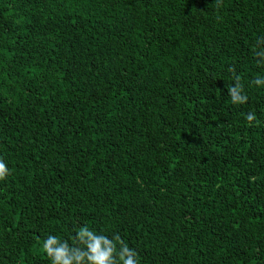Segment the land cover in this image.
<instances>
[{
    "label": "trees",
    "instance_id": "trees-1",
    "mask_svg": "<svg viewBox=\"0 0 264 264\" xmlns=\"http://www.w3.org/2000/svg\"><path fill=\"white\" fill-rule=\"evenodd\" d=\"M262 41L264 0H0V264L85 226L139 264H264Z\"/></svg>",
    "mask_w": 264,
    "mask_h": 264
},
{
    "label": "clouds",
    "instance_id": "clouds-1",
    "mask_svg": "<svg viewBox=\"0 0 264 264\" xmlns=\"http://www.w3.org/2000/svg\"><path fill=\"white\" fill-rule=\"evenodd\" d=\"M258 43H264V41ZM257 55L264 57V50L259 51ZM254 83L258 86L264 85V78H257ZM241 92L239 77H237L236 86L229 89L233 104L247 102V96L241 95ZM246 119L249 126H252L256 116L249 113ZM9 174L6 163L3 158H0V181L6 180ZM42 251L47 255L50 264H139L135 249L124 243L118 234L109 238L86 226L77 230L71 245L58 236L48 235L43 241Z\"/></svg>",
    "mask_w": 264,
    "mask_h": 264
},
{
    "label": "rangeland",
    "instance_id": "rangeland-1",
    "mask_svg": "<svg viewBox=\"0 0 264 264\" xmlns=\"http://www.w3.org/2000/svg\"><path fill=\"white\" fill-rule=\"evenodd\" d=\"M34 26H38V23H34L33 24ZM43 37H45L46 39H48V41H49V43H50V37L52 36L50 33H42L41 34ZM52 76V73H50V72H47V71H45V72H43V74L42 75H39V74H37V79L39 80V78H41V79H43V80H47V79H49L50 77ZM50 80V79H49ZM11 85H12V89H15V88H19L20 89V91H21V89H23V84L22 83H18V85L17 84H15V83H11Z\"/></svg>",
    "mask_w": 264,
    "mask_h": 264
}]
</instances>
